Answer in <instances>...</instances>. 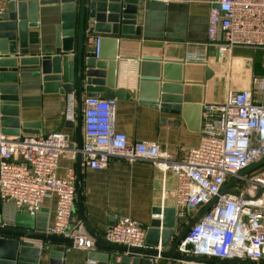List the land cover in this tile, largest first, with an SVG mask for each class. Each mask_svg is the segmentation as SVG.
<instances>
[{
  "label": "crops",
  "instance_id": "obj_1",
  "mask_svg": "<svg viewBox=\"0 0 264 264\" xmlns=\"http://www.w3.org/2000/svg\"><path fill=\"white\" fill-rule=\"evenodd\" d=\"M9 1L0 0V8L6 10ZM215 2L147 0L146 3V0H141L136 24L141 26V34L117 37L118 45L113 42L107 44L106 52L110 55L114 53L119 63L114 89H123L125 92L122 99L115 97V129L128 135L130 145L141 141L156 142L173 157L182 159L187 149L200 142L204 103L224 102L230 89H252L259 98L253 79L255 76H264L262 50L236 46L219 61L210 55L208 23ZM88 37L87 44L90 46ZM76 45L75 36L73 49H76ZM142 61H147L144 65L146 73L158 70L160 77L142 78ZM165 65L169 66L167 73H164ZM208 67L213 71L211 75L207 74ZM164 75L168 78H164ZM140 79L154 81L146 83L148 85L145 90L156 93L160 102L161 94L164 93L161 92L162 82L181 86L183 109L176 112L160 102H151L158 101L156 99L141 98L137 93ZM55 87L41 84L40 87L34 85L29 88L20 109L21 123L28 125L19 128V136H42L59 131L67 136L71 147L79 149L75 94H62ZM135 92L136 96L132 97L131 94ZM107 93L100 92L98 96L107 97ZM168 94L176 96L177 93L170 91ZM257 97V100H263ZM83 125L84 119L81 127L82 145ZM1 129L0 126V132ZM78 159L79 152L76 158H72L68 152L62 154L58 174L67 176L73 172L77 183ZM81 163L84 213L99 235L105 238L107 229L114 223L115 215L130 216L148 229L156 217L153 210L159 206L177 211L171 243L174 241L187 218L179 214L176 206L174 192L177 177L173 171H164L151 160L131 161L120 157L110 158L103 169H93L87 165L83 153ZM56 209V198L45 200L36 215H30L12 201H2L0 227L23 229L25 226H36L38 222L46 223L48 227L55 218ZM80 224L81 217L76 204L75 221L68 236L94 239L85 228L77 229ZM31 241L42 244L40 264H88L90 251H106L88 245L35 239ZM177 260L170 257L154 259L155 264H175Z\"/></svg>",
  "mask_w": 264,
  "mask_h": 264
},
{
  "label": "built area",
  "instance_id": "obj_2",
  "mask_svg": "<svg viewBox=\"0 0 264 264\" xmlns=\"http://www.w3.org/2000/svg\"><path fill=\"white\" fill-rule=\"evenodd\" d=\"M88 40L98 57L101 37L90 35ZM208 44L217 48L221 59L236 46H249L262 50L264 60V0H218L209 14ZM253 81L263 100H257L252 89H230L224 102L204 103L200 142L187 149L182 159L156 142L130 145L128 135L115 129V97L84 99L82 149L71 147L59 131L42 136L0 132V203L12 201L36 215L45 200L56 198V215L47 233L68 236L75 221L77 183L73 172L58 174L62 154L76 158L81 151L93 169H103L112 157L151 160L176 175L174 197L186 223L217 197L183 238L179 253L264 263V166L238 180L233 188L238 194L221 193L232 176L264 158V76ZM146 233L138 220L115 215L105 239L144 247ZM175 264L211 263L178 259Z\"/></svg>",
  "mask_w": 264,
  "mask_h": 264
},
{
  "label": "water",
  "instance_id": "obj_3",
  "mask_svg": "<svg viewBox=\"0 0 264 264\" xmlns=\"http://www.w3.org/2000/svg\"><path fill=\"white\" fill-rule=\"evenodd\" d=\"M140 1L10 0L6 10L0 8L1 132L5 135L19 136L21 134L19 128L28 125L21 123L20 109L29 88L34 85L40 87L41 84L54 85L62 94H75L79 127L78 148L82 149L84 97L98 96L100 92H108L107 97L122 99L124 96L123 89H114L119 66L117 57L114 53L108 54L106 49L110 42L118 45L117 37L141 34V26L136 25ZM217 1L214 6H217ZM89 35L101 37L98 57L87 44ZM75 36L77 45L76 49H73ZM221 38L220 30L218 40ZM209 49L210 55L219 61L217 48L210 45ZM146 62L142 61L140 64L142 78L146 76L159 78L158 70L146 73L144 66ZM164 67V73H167L169 66ZM212 73L213 71L208 67L207 74ZM164 78L168 77L164 75ZM149 82L154 81L140 79V89L137 93L141 98L158 100L156 93L146 92L145 86ZM170 91H176V96L168 94ZM161 92H164L161 94V102L159 100L151 102H160L176 112L183 109L181 86L162 82ZM131 96H136V92ZM81 156L82 152L79 151L76 201L81 224L77 229L85 228L94 239L49 234L47 224L40 222L36 226H25L23 229L0 227V264H40L42 244L31 241L34 239L88 245L106 250L105 252L90 251L88 264H155L156 257L195 260L211 264H264L178 252L179 244L190 228L213 206L217 197L204 205L184 225L172 243L177 211L159 206L154 208L156 217L152 219L151 226L147 229L148 246L134 247L109 242L93 229L84 213ZM263 166L264 158L242 169L227 181L221 193L238 194L233 190L238 180ZM126 253L128 255H125Z\"/></svg>",
  "mask_w": 264,
  "mask_h": 264
},
{
  "label": "rangeland",
  "instance_id": "obj_4",
  "mask_svg": "<svg viewBox=\"0 0 264 264\" xmlns=\"http://www.w3.org/2000/svg\"><path fill=\"white\" fill-rule=\"evenodd\" d=\"M263 64H264V61H263Z\"/></svg>",
  "mask_w": 264,
  "mask_h": 264
}]
</instances>
